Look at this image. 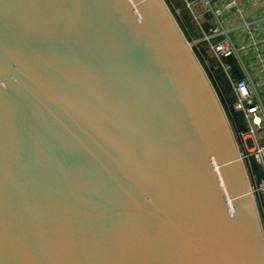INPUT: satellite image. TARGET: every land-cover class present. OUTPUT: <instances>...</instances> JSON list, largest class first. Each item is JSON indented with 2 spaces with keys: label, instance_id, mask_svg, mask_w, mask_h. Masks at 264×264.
Returning a JSON list of instances; mask_svg holds the SVG:
<instances>
[{
  "label": "water",
  "instance_id": "water-1",
  "mask_svg": "<svg viewBox=\"0 0 264 264\" xmlns=\"http://www.w3.org/2000/svg\"><path fill=\"white\" fill-rule=\"evenodd\" d=\"M173 0H0V264H264L252 160Z\"/></svg>",
  "mask_w": 264,
  "mask_h": 264
},
{
  "label": "crops",
  "instance_id": "crops-1",
  "mask_svg": "<svg viewBox=\"0 0 264 264\" xmlns=\"http://www.w3.org/2000/svg\"><path fill=\"white\" fill-rule=\"evenodd\" d=\"M210 1L226 30H238L240 27H244L232 33L231 37L240 50L241 56L248 66L264 101V0ZM193 3L196 5L198 14L202 19L210 16L212 22L208 21L206 25H210L212 28H219L216 19L211 14L204 0H194ZM191 15L195 22L196 20L198 21L195 13H191ZM200 25L198 26L199 33L195 36V39L203 37L204 27ZM219 30L221 31L220 28ZM222 39L227 40L225 37Z\"/></svg>",
  "mask_w": 264,
  "mask_h": 264
},
{
  "label": "built area",
  "instance_id": "built-area-1",
  "mask_svg": "<svg viewBox=\"0 0 264 264\" xmlns=\"http://www.w3.org/2000/svg\"><path fill=\"white\" fill-rule=\"evenodd\" d=\"M184 1L188 9L192 8V2ZM220 32L219 28H212L209 34L204 32V37ZM211 52L219 62V65L227 77L235 98V110L241 113L247 123V131L245 133L238 132L241 139V157L247 162L249 159H255L260 168L264 172V144L259 142V138L264 137V114L258 104L256 97L246 79L234 80L231 76V65L224 62V59L235 55L234 50L228 40L222 39L217 43L208 41ZM252 193H264V177L257 185H252Z\"/></svg>",
  "mask_w": 264,
  "mask_h": 264
},
{
  "label": "trees",
  "instance_id": "trees-1",
  "mask_svg": "<svg viewBox=\"0 0 264 264\" xmlns=\"http://www.w3.org/2000/svg\"><path fill=\"white\" fill-rule=\"evenodd\" d=\"M211 29H212V27L210 25L204 26V32L207 34H209ZM222 38L223 37L214 39L211 42L217 43L220 40H222ZM204 55H205L206 59L208 60L209 65L212 69V72H213L218 84L220 85V88H221L222 92L224 93V96L226 97V101H227V103H228V105L232 111L234 127L236 128V130L238 132L245 133L247 131V123L244 120L243 115L235 110V107H234L235 106V98L233 96L232 87H231L227 77L223 73V71L219 65V62L214 55L212 56V59L207 58V54L204 53ZM224 62L231 65V67H232L231 76L234 80L240 81V80L245 79L244 72L241 69L235 55H232L230 57L225 58ZM226 91L231 93V95H232L231 99L226 95L227 94ZM252 164H253L256 179L259 182L261 179H263L264 172H263L262 168L259 167V165L255 161V159H252Z\"/></svg>",
  "mask_w": 264,
  "mask_h": 264
},
{
  "label": "rangeland",
  "instance_id": "rangeland-1",
  "mask_svg": "<svg viewBox=\"0 0 264 264\" xmlns=\"http://www.w3.org/2000/svg\"><path fill=\"white\" fill-rule=\"evenodd\" d=\"M190 2H192V8L191 9H188L185 5L184 2H182V0H173L174 4L176 5L178 11L180 12L182 18L184 19L187 27L190 29V32L192 34V36L195 38V36H197V34L199 33V28L198 26L200 25L201 27H204L206 25V23L209 21V22H212L210 16L202 19L200 17V15L198 14V11H197V7L196 5L193 3L194 0H189ZM191 13H195L198 21L194 20L193 16L191 15ZM204 37V35H203ZM202 37V38H203ZM200 48L203 50V52L205 54H207V58L209 59H212V52H211V49L208 45V42L202 44L200 46ZM227 92V96L231 99L232 98V95L230 92L226 91ZM259 142L260 143H263L264 144V137L263 138H259ZM262 198H263V202H264V193L262 194Z\"/></svg>",
  "mask_w": 264,
  "mask_h": 264
}]
</instances>
